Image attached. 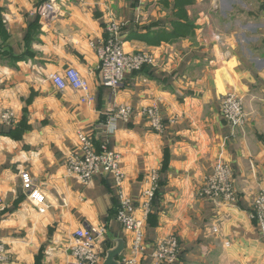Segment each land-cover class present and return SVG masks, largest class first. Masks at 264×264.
<instances>
[{
	"label": "crops",
	"instance_id": "0c3cea01",
	"mask_svg": "<svg viewBox=\"0 0 264 264\" xmlns=\"http://www.w3.org/2000/svg\"><path fill=\"white\" fill-rule=\"evenodd\" d=\"M0 0V238L5 264H73V233L97 235L104 264L118 246L121 264L130 243L115 213L120 191L139 207L157 176L144 221V251L136 264H156L151 253L170 235L180 250L171 264H264V238L251 219V202L264 188V0ZM121 22L126 52L148 51L153 64L126 73L111 89L100 83L97 47L109 19ZM74 67L91 99L58 90L49 75ZM241 98L246 121L232 127L220 115L225 93ZM120 105L128 121L102 126ZM159 109L164 127L152 130L141 109ZM12 113L10 121L1 114ZM106 142L119 157L122 180L94 175L83 184L65 160L77 131ZM232 170L234 204H214L197 190L216 162ZM45 197L29 200L20 173ZM119 188V189H118Z\"/></svg>",
	"mask_w": 264,
	"mask_h": 264
},
{
	"label": "built area",
	"instance_id": "2783aa9c",
	"mask_svg": "<svg viewBox=\"0 0 264 264\" xmlns=\"http://www.w3.org/2000/svg\"><path fill=\"white\" fill-rule=\"evenodd\" d=\"M47 0L36 6V13L40 18H48L53 14L54 2ZM123 24L107 22L105 30L107 38L98 48V71L103 86L116 89L123 81L126 73L140 71L144 66L153 64L151 54L126 53L122 50L121 27ZM53 84L60 91L72 88L81 91L84 95L82 101H89V85L87 80L74 68H65L59 73L49 75ZM133 109L129 105L119 106L114 113L109 115L107 121L102 124L105 131L115 129L116 120L128 121L133 114ZM140 114L145 116L148 125L154 131H161L164 127L163 119L159 110L155 106H148L141 109ZM220 115L232 127H242L246 121V114L240 97L235 93H226L220 102ZM4 121L12 119V113L5 111L1 114ZM77 146L67 156L65 160L66 169L69 174L83 184L89 183L94 175L115 174L117 186L122 180V173L119 169V155L109 149L106 142L100 143L99 148H95L92 137L84 131H77ZM232 172L224 162H216L212 173L207 176L197 190L199 197L208 199L214 203L234 204L236 201L234 187L231 182ZM21 186L27 193L29 200L37 207L38 211H43L41 204L45 202V197L38 187H36L31 175L23 171L20 173ZM157 176L152 173L150 176V186L141 192L139 207L142 211V218L135 215L136 206L133 207L132 200L123 195L120 191V203L116 211V219L120 222L124 232L127 234L130 243V252L123 257L121 264H136L138 257L144 251V221L150 211V204L157 188ZM119 189V188H118ZM253 213L259 231L264 238V189L260 190L253 199ZM251 217V216H250ZM91 230L78 228L73 233L71 246L73 264H98L100 256L96 250L97 238ZM180 250L178 238L170 235L160 241L151 258L156 264H171L177 260ZM9 261V253L5 244L0 238V264Z\"/></svg>",
	"mask_w": 264,
	"mask_h": 264
},
{
	"label": "rangeland",
	"instance_id": "374dc122",
	"mask_svg": "<svg viewBox=\"0 0 264 264\" xmlns=\"http://www.w3.org/2000/svg\"><path fill=\"white\" fill-rule=\"evenodd\" d=\"M107 22H111V23H115V24H120L121 22H119V21H115V20H113L112 18L111 19H109ZM106 22V23H107ZM106 23H105V25H106ZM105 25H104V32H105V37L102 39V41L100 42V44L98 45V47H97V51H98V48L100 47V45L103 43V41H105V39L107 38V33H106V30H105ZM121 29H122V27H121ZM121 29H120V31H121ZM122 50H123V52H126L125 50H124V48H123V45H122ZM97 51H96V54H97V58H98V53H97ZM126 53H135V52H126ZM136 53H144V54H150V52H148V51H144V50H141V51H136ZM152 63H153V61H152ZM98 64H99V60H98ZM98 67V66H97ZM67 68H74V67H67ZM75 69V68H74ZM77 70V69H76ZM78 71V70H77ZM79 72V71H78ZM80 73V72H79ZM81 74V73H80ZM82 75V74H81ZM85 78V77H84ZM86 79V78H85ZM88 82V81H87ZM100 83L102 84V82H101V79H100ZM88 85H89V83H88ZM81 92V91H80ZM82 93V92H81ZM229 93V92H228ZM226 94V93H225ZM224 94V95H225ZM88 95H89V100L91 99V95H90V85H89V92H88ZM237 95V94H236ZM84 97V95H83V93H82V97H81V102H85V101H82V98ZM120 106H123V105H120ZM119 107V106H118ZM117 107V108H118ZM116 108V109H117ZM159 110V109H158ZM116 111V110H115ZM114 111V112H115ZM113 112V113H114ZM160 113V112H159ZM112 114V113H111ZM110 114V115H111ZM142 115V114H141ZM161 115V114H160ZM109 117V116H108ZM142 117L145 119V116L144 115H142ZM107 121V119L103 122V123H105ZM146 121V120H145ZM146 123H147V121H146ZM164 123V122H163ZM148 124V123H147ZM150 127V126H149ZM153 130V129H152ZM93 140V139H92ZM93 144H94V140H93ZM94 146H95V144H94ZM96 148V147H95ZM226 165H228L229 166V168H230V170H231V167H230V165L228 164V163H226V162H224ZM214 166V165H213ZM155 172V171H154ZM154 172H152V173H154ZM231 172H232V170H231ZM151 173V174H152ZM204 182V181H203ZM231 182H232V187H233V181H232V175H231ZM203 184V183H202ZM200 188V187H199ZM264 189V188H263ZM263 189H261V190H263ZM260 191V190H259ZM258 191V192H259ZM257 192V193H258ZM257 193L254 195V197H253V199L255 198V196L257 195ZM198 197H199V194H198V191H197V194H196ZM235 197H236V195H235ZM236 202V201H235ZM212 203H214V202H212ZM253 203H254V201L252 200V202H251V213H250V216H251V219H253V220H255L254 219V217H252V211H253ZM214 204H220L219 202H217V203H214ZM224 204H226V203H224Z\"/></svg>",
	"mask_w": 264,
	"mask_h": 264
},
{
	"label": "water",
	"instance_id": "95a60500",
	"mask_svg": "<svg viewBox=\"0 0 264 264\" xmlns=\"http://www.w3.org/2000/svg\"><path fill=\"white\" fill-rule=\"evenodd\" d=\"M120 251H121V247L120 246H118L117 248H115L112 251H109L107 253L106 258H105L104 264H119L116 261V256H118V254L120 253Z\"/></svg>",
	"mask_w": 264,
	"mask_h": 264
}]
</instances>
